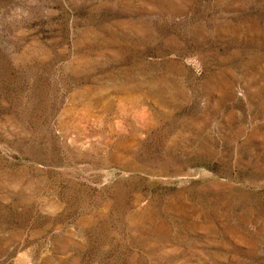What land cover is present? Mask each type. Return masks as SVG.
<instances>
[{"label":"rangeland","instance_id":"obj_1","mask_svg":"<svg viewBox=\"0 0 264 264\" xmlns=\"http://www.w3.org/2000/svg\"><path fill=\"white\" fill-rule=\"evenodd\" d=\"M0 264H264V0H0Z\"/></svg>","mask_w":264,"mask_h":264}]
</instances>
